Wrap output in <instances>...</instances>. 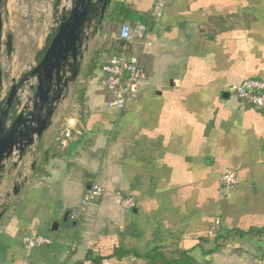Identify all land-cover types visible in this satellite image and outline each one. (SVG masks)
<instances>
[{
	"label": "crops",
	"instance_id": "0c3cea01",
	"mask_svg": "<svg viewBox=\"0 0 264 264\" xmlns=\"http://www.w3.org/2000/svg\"><path fill=\"white\" fill-rule=\"evenodd\" d=\"M93 1L46 128L1 162L0 264H73L88 250L107 256L101 264H164L146 256L154 249L185 252L186 264H259L264 117L231 89L264 80V0H110L104 12ZM122 23L137 30L126 52L146 77L137 100L118 111L106 107L99 69ZM65 128L70 136L58 138ZM46 153V175L30 181ZM228 168L238 181L222 194ZM93 182L104 188L94 213L71 219ZM120 196L134 207L123 210ZM35 235L52 242L29 250Z\"/></svg>",
	"mask_w": 264,
	"mask_h": 264
},
{
	"label": "built area",
	"instance_id": "2783aa9c",
	"mask_svg": "<svg viewBox=\"0 0 264 264\" xmlns=\"http://www.w3.org/2000/svg\"><path fill=\"white\" fill-rule=\"evenodd\" d=\"M73 5V0H0V15L2 17V39L0 42V66L2 72V83L0 85V108L5 106V98L10 87L17 83L22 74L30 71L36 61L16 69L17 44H24L29 38L35 42L45 43L56 32L62 19ZM157 16L160 11L155 12ZM24 30L19 33L21 27ZM40 25L42 34L37 38L36 28ZM10 32L13 34V50L8 56L5 52L4 35ZM128 23H122L118 30V38L125 42L123 50L118 53H111L100 66L99 81L103 89L111 94L106 101V107L123 111L131 103L137 100L142 83L145 80V73L140 65L137 54L126 52V44L131 42L136 34ZM35 76L28 79L19 87L17 93L16 111L31 109L33 104V87L36 85ZM231 92L242 102L258 109L264 117V80L259 78H248L232 87ZM23 105L28 108L23 109ZM70 129L65 128L58 132V138L70 136ZM238 181L234 169H225L218 178L219 190L222 194L233 188ZM104 193L103 186L93 182L84 192L80 199L77 210L71 211L69 217L74 220L86 218L94 213L92 205ZM120 207L129 211L134 207V200L130 196H120ZM52 240L44 235L29 237L25 247L29 250L44 247ZM259 264H264V255L259 258Z\"/></svg>",
	"mask_w": 264,
	"mask_h": 264
},
{
	"label": "water",
	"instance_id": "95a60500",
	"mask_svg": "<svg viewBox=\"0 0 264 264\" xmlns=\"http://www.w3.org/2000/svg\"><path fill=\"white\" fill-rule=\"evenodd\" d=\"M96 2L73 0L71 9L63 17L56 32L45 42L47 46L36 61V65L30 71L23 73L20 80L10 87L5 98V106L3 109L0 108V165L4 157L11 155L14 150L18 151L19 156L22 155L25 148L46 128L54 102L60 98L59 89L63 84L66 68L76 64L83 26L93 18L92 13L96 10ZM98 2L102 3L100 11L104 12L110 0H98ZM2 35L0 15V42ZM4 38L5 52L9 56L13 50V34L7 32ZM29 76H35L37 79L33 87V104L26 113L17 112L15 106L18 89ZM3 77L0 66V85ZM27 108L23 105L24 110ZM33 167L34 164H32ZM16 190L17 187H14V192ZM67 217L66 212L63 220ZM57 224L54 222L52 227L56 228Z\"/></svg>",
	"mask_w": 264,
	"mask_h": 264
},
{
	"label": "trees",
	"instance_id": "16d2710c",
	"mask_svg": "<svg viewBox=\"0 0 264 264\" xmlns=\"http://www.w3.org/2000/svg\"><path fill=\"white\" fill-rule=\"evenodd\" d=\"M117 9V7H116ZM125 45V42L118 38L117 42L113 44V52L112 53H118L123 50V47ZM96 54L97 51L93 54L91 59L88 62L87 68H86V74L90 75L92 70L97 66L98 62L96 61ZM84 94V89L80 90V94L77 98V101L79 105H82V98ZM47 163V153L42 156V158L39 160V162L35 165L30 181L39 180L42 176L46 175V171L44 170V166ZM146 256H149L151 259L158 258L160 259L164 264H173V263H182L186 264L189 260V256L185 254V252L180 253L179 258H168L163 253L158 252L156 249H154L151 253L147 254ZM104 258H107V256L102 255H94L91 251H87L85 257L81 261H76L73 264H101L102 260Z\"/></svg>",
	"mask_w": 264,
	"mask_h": 264
},
{
	"label": "rangeland",
	"instance_id": "374dc122",
	"mask_svg": "<svg viewBox=\"0 0 264 264\" xmlns=\"http://www.w3.org/2000/svg\"><path fill=\"white\" fill-rule=\"evenodd\" d=\"M21 29L19 31L22 32L23 27L20 25ZM37 30V38L42 34V29L40 25L36 28ZM46 43L40 44V42H35L34 38H29L27 42L24 44H17V56H16V69L20 67H23L25 65H28L31 61L35 60L37 61L38 58L41 57L45 47ZM20 170H23L22 167H20ZM29 170V168H28Z\"/></svg>",
	"mask_w": 264,
	"mask_h": 264
}]
</instances>
